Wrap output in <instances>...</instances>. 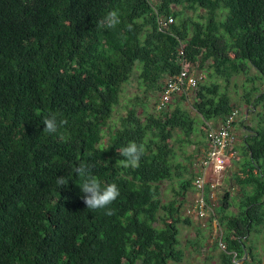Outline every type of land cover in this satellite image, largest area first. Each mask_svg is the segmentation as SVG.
<instances>
[{
    "label": "trees",
    "instance_id": "obj_1",
    "mask_svg": "<svg viewBox=\"0 0 264 264\" xmlns=\"http://www.w3.org/2000/svg\"><path fill=\"white\" fill-rule=\"evenodd\" d=\"M113 10L120 23L99 27ZM135 69L144 100L126 101L113 121ZM183 70L194 83L161 101ZM238 75L255 116L239 143L240 112L226 91ZM189 97L198 117L182 105ZM234 111L225 153L240 156L237 170L204 181L209 134ZM50 113L67 121L54 134L44 131ZM197 131L205 150L188 168L171 141ZM129 142L145 146L139 167L116 163ZM81 164L102 188L117 184L113 215L87 209ZM168 180L177 189L162 201ZM187 191L200 192L202 205L183 208ZM191 207L215 231L212 264H264L251 241L264 232V0H0V264H176Z\"/></svg>",
    "mask_w": 264,
    "mask_h": 264
},
{
    "label": "rangeland",
    "instance_id": "obj_2",
    "mask_svg": "<svg viewBox=\"0 0 264 264\" xmlns=\"http://www.w3.org/2000/svg\"><path fill=\"white\" fill-rule=\"evenodd\" d=\"M185 11L188 14H191V16L196 17L198 13H201L199 10H191L189 8H186ZM139 71L135 69L132 74L130 75V78L126 83H123L121 87V92H120V102L117 108H115L113 112V117L112 120H118L119 116L124 115L126 112V109L123 107L124 103L127 101L128 103L133 101L134 97H137L138 100H144L143 98V86L139 84L137 81V73ZM251 72L253 73V70L251 69ZM206 77V74L205 76ZM218 78V77H217ZM235 79V83H228L226 86V91L229 94V97H231V100L235 104L238 105V110H239V115L236 118L237 119V126L234 128V133L237 136V142L241 140L242 136L246 134L248 131L247 129L244 128L243 124L245 125H250L252 126L255 122V116L254 113H249L247 110V105L240 99V95L244 91V87L242 86L243 82V77L241 75H238ZM256 84L262 86V83L259 82V80L255 81ZM219 85H222L223 82L222 80H218ZM247 86H245V89H248L251 84V82H246ZM182 105H184L186 108L190 110V113L195 117H198L196 113L194 112V109L191 107V101L190 97L187 99L182 100ZM138 108V107H137ZM259 108V106L257 107ZM256 108V109H257ZM141 108H138L140 110ZM210 122H213L212 120ZM208 124L209 122L206 121ZM219 122H216L217 124ZM203 124H198V128L202 129ZM217 127L220 126V124L216 125ZM108 136H105L104 140L107 139ZM173 143V146L176 148V160L179 161L181 164H185L187 167H193L192 163L194 161V164L196 161H198L199 165V160L202 158L201 155H203V152L205 150L204 147V141L203 138H201V133L200 131H197V134H192L190 137L189 141L185 142H177L175 140L171 141ZM177 144L180 146L178 147ZM219 156L221 160L224 163V166L226 168V174H229L231 171L237 170L235 168L234 161H239L241 158L239 155H236L235 157L231 158V153H224L222 154L220 151ZM218 158L214 157L211 160V164L208 165L207 168L203 169V180L207 181L208 179H212L213 181H216V177L218 176L221 179V175L219 173L214 174V164L216 163ZM191 161V163H190ZM188 167V168H189ZM195 168V167H194ZM215 175V176H214ZM220 179L217 183L214 184H219ZM174 180H168V181H163L160 183V189L162 190L161 193V199L162 201H168L170 198L173 196L174 188H176V184L174 185ZM195 182V181H194ZM200 182V181H199ZM196 184V183H195ZM222 191L220 196L222 195ZM238 193V188L235 186L233 194L237 195ZM200 200V192H195V193H189V191L186 192L185 195V203L183 204L184 206H189V204H196ZM194 207V206H193ZM193 207L190 208L189 212L193 215V218L196 216L197 212L193 209ZM234 209V208H231ZM202 212V211H201ZM200 215V214H199ZM207 215V214H206ZM206 215H202L201 217H205ZM193 222L191 224H184L182 223L180 225V233H179V241H180V248L182 249V257L180 260L176 262V264H212L215 262V251L212 249H209L213 239L212 234H215V231L212 229H208L207 227H202L204 226V220L201 222L199 221L200 219L194 218L192 219ZM200 224L202 226H200ZM199 226V227H198ZM264 229V225H262ZM199 229V230H197ZM198 239V242L195 243L194 245L190 244L188 241ZM253 240L254 244V249H256V254L260 255V258H263L264 260V232L263 233H257L255 235H251V241ZM240 263V260L237 262ZM264 263V261H263Z\"/></svg>",
    "mask_w": 264,
    "mask_h": 264
},
{
    "label": "clouds",
    "instance_id": "obj_3",
    "mask_svg": "<svg viewBox=\"0 0 264 264\" xmlns=\"http://www.w3.org/2000/svg\"><path fill=\"white\" fill-rule=\"evenodd\" d=\"M120 23L119 13L116 10L110 11L107 16L99 22V27L115 28ZM67 121L58 118V114L50 113L44 120V131L49 134L57 132L58 128L66 124ZM145 153V146L137 144L136 142H129L127 146L120 149L119 155L123 159L118 160L116 163L124 168L139 167L141 157ZM91 165L81 164L75 170L80 176L85 177L84 183L80 186L81 192L84 194L82 199L87 209L98 210L105 209L106 215H113V210L108 207L119 196L120 190L115 183L101 187L100 182L95 175L92 174ZM68 181L64 176H57L56 183L59 188L66 187Z\"/></svg>",
    "mask_w": 264,
    "mask_h": 264
},
{
    "label": "built area",
    "instance_id": "obj_4",
    "mask_svg": "<svg viewBox=\"0 0 264 264\" xmlns=\"http://www.w3.org/2000/svg\"><path fill=\"white\" fill-rule=\"evenodd\" d=\"M171 19L172 18L169 17V20ZM183 80H185L186 85L188 84L192 85L194 83V78L190 75H187L185 70L179 72L176 76L168 79V81L166 82V87L164 88L163 93L161 95V101H164L168 98L170 91L174 89H179L181 87V84L183 83ZM235 114H236V111H234L232 115L228 117L225 125L221 126L220 128H217L216 130H214L213 132L209 134L210 136L209 138H211L210 140L211 143L209 145L210 149L208 153V158L204 159L202 163L205 165H209L211 164V160L214 157L218 158L213 167L215 175L216 173H219V172H220L219 175H221L223 168H224V163L220 158L221 155L220 156L218 155L219 154L218 151L224 154L227 142L229 143V141L231 140L228 127ZM219 179L220 178L217 176L215 179L216 181H213L212 179L210 180L214 184V183H217ZM195 183L197 186H200L199 181L196 180ZM201 200L202 199L200 197V200H198V202H200V204L202 205L203 202Z\"/></svg>",
    "mask_w": 264,
    "mask_h": 264
}]
</instances>
